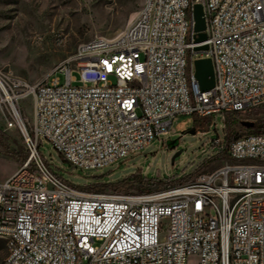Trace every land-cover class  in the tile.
Instances as JSON below:
<instances>
[{
    "label": "built area",
    "instance_id": "obj_1",
    "mask_svg": "<svg viewBox=\"0 0 264 264\" xmlns=\"http://www.w3.org/2000/svg\"><path fill=\"white\" fill-rule=\"evenodd\" d=\"M195 4L204 43L195 42ZM199 59L213 63L208 92L195 76ZM260 108L264 0H145L124 32L82 44L45 80L0 69V113L30 154L0 182L4 264H264V133L234 139L233 163L144 194H83L40 151L49 146L74 170L97 173L198 116L212 118L199 135L210 136L216 156L227 136L218 120Z\"/></svg>",
    "mask_w": 264,
    "mask_h": 264
},
{
    "label": "rangeland",
    "instance_id": "obj_2",
    "mask_svg": "<svg viewBox=\"0 0 264 264\" xmlns=\"http://www.w3.org/2000/svg\"><path fill=\"white\" fill-rule=\"evenodd\" d=\"M144 1L0 0V69L12 71L31 83L45 80L82 44L97 37L113 39L124 32L136 19ZM31 104L32 99L22 102L25 117L29 120ZM261 120H264V108L225 115L224 120H218V123H223L226 133L235 124L236 131L246 135L264 133V128L250 131L242 125L243 122L256 125ZM180 121L183 124L187 119L179 118L162 144L156 142L143 154L97 173L74 170L49 146H41L40 151L49 161L53 160L54 169L83 194H93L87 190L91 185L102 186L99 193L122 194L109 185L131 176L147 178L148 183L135 184L129 189V194H140L143 189L159 191L195 180L225 163L223 161L197 172L205 162L215 157L212 156L215 150L209 144V135H199L205 132L189 133L193 119L189 120L188 126L178 127ZM176 141L175 147L169 144ZM3 149L13 154H7ZM176 154L178 156L173 161ZM25 156L27 160L24 161ZM29 156L22 135L17 130L6 129L0 113V182L23 167ZM7 254L6 244L0 239V264L5 263ZM190 264H197V259L190 258Z\"/></svg>",
    "mask_w": 264,
    "mask_h": 264
},
{
    "label": "trees",
    "instance_id": "obj_3",
    "mask_svg": "<svg viewBox=\"0 0 264 264\" xmlns=\"http://www.w3.org/2000/svg\"><path fill=\"white\" fill-rule=\"evenodd\" d=\"M192 119H193V126L191 129H189V133H192L195 135L199 132H207L209 130L211 123H212V118H209V117L201 118L198 116H193ZM234 126H235V124L231 125V127L229 128V131L227 133L225 149L222 152H220L218 155H216L215 157H212L207 162H205L198 169L197 172H201L202 170H204L208 166H212V165H215L217 163H222L223 161L230 162V163L234 162L228 156V153H227L228 147L234 139H237V138L244 135L243 133H240L239 131L237 132L236 129L234 128ZM259 126H261V127H259ZM256 128H264V120H261L260 122H258V124H256L254 126V128L250 129V131H252L253 129H256ZM169 144H171V145L174 144L173 147H175V145L177 144V141L176 142H170ZM2 151H4L7 154H10V155L13 154L8 149H5V150L3 149ZM23 160L24 161L27 160V156H25L23 158ZM137 183L144 185L145 183H148V179L144 178V177L131 176L129 178L124 179L121 182L114 183V184L109 185V186H111L118 193L129 194V192H130L129 189ZM101 187L102 186H100V185H91L89 188H87V190L93 194H96V193H99L100 191H102ZM158 188H160V186ZM150 192H152L151 189H143L140 192V194L150 193ZM1 248H3V246H1Z\"/></svg>",
    "mask_w": 264,
    "mask_h": 264
},
{
    "label": "water",
    "instance_id": "obj_4",
    "mask_svg": "<svg viewBox=\"0 0 264 264\" xmlns=\"http://www.w3.org/2000/svg\"><path fill=\"white\" fill-rule=\"evenodd\" d=\"M193 14L195 21L194 31L197 33L195 42L204 43L207 41V34L205 33L206 21L204 17L203 6L201 4H195ZM207 50H208V46L196 48L197 52L207 51ZM195 70H196L195 76L197 81L199 82L201 92H208L212 90L215 86V75H214V68L212 61L210 59L196 60ZM242 125L248 129H252L255 126V124L251 122H243ZM177 156L178 154L175 155L173 161Z\"/></svg>",
    "mask_w": 264,
    "mask_h": 264
},
{
    "label": "bare ground",
    "instance_id": "obj_5",
    "mask_svg": "<svg viewBox=\"0 0 264 264\" xmlns=\"http://www.w3.org/2000/svg\"><path fill=\"white\" fill-rule=\"evenodd\" d=\"M185 119H187V121H185L182 125L183 126H188V122H189V120H190V117H185Z\"/></svg>",
    "mask_w": 264,
    "mask_h": 264
},
{
    "label": "crops",
    "instance_id": "obj_6",
    "mask_svg": "<svg viewBox=\"0 0 264 264\" xmlns=\"http://www.w3.org/2000/svg\"><path fill=\"white\" fill-rule=\"evenodd\" d=\"M190 120L192 121V117H190ZM181 125H182V122L180 121L179 124H178V127H180Z\"/></svg>",
    "mask_w": 264,
    "mask_h": 264
}]
</instances>
